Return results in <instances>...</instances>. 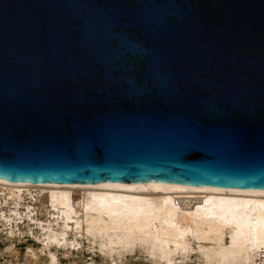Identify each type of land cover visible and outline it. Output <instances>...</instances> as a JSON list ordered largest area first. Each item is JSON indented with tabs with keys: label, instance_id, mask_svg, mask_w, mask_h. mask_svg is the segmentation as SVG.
<instances>
[{
	"label": "water",
	"instance_id": "95a60500",
	"mask_svg": "<svg viewBox=\"0 0 264 264\" xmlns=\"http://www.w3.org/2000/svg\"><path fill=\"white\" fill-rule=\"evenodd\" d=\"M0 180L264 191V0H0Z\"/></svg>",
	"mask_w": 264,
	"mask_h": 264
},
{
	"label": "bare ground",
	"instance_id": "6f19581e",
	"mask_svg": "<svg viewBox=\"0 0 264 264\" xmlns=\"http://www.w3.org/2000/svg\"><path fill=\"white\" fill-rule=\"evenodd\" d=\"M1 231L38 264H264V191L0 180Z\"/></svg>",
	"mask_w": 264,
	"mask_h": 264
},
{
	"label": "built area",
	"instance_id": "2783aa9c",
	"mask_svg": "<svg viewBox=\"0 0 264 264\" xmlns=\"http://www.w3.org/2000/svg\"><path fill=\"white\" fill-rule=\"evenodd\" d=\"M1 235H3V231H1L0 236ZM14 240L17 241V238ZM17 245L18 244L13 245L14 250H18L16 249ZM0 264H38V262L25 255L23 249L18 250V252H14L13 250L4 251L0 242Z\"/></svg>",
	"mask_w": 264,
	"mask_h": 264
},
{
	"label": "rangeland",
	"instance_id": "374dc122",
	"mask_svg": "<svg viewBox=\"0 0 264 264\" xmlns=\"http://www.w3.org/2000/svg\"><path fill=\"white\" fill-rule=\"evenodd\" d=\"M85 257H89V256H85ZM81 258L80 257H78L77 259H75V263L76 264H81ZM94 260L98 263V262H100V260L98 259V258H94ZM62 264H67V262L66 261H64L63 260V262H62ZM83 264V263H82ZM129 264H142L140 261H136V262H131V263H129Z\"/></svg>",
	"mask_w": 264,
	"mask_h": 264
}]
</instances>
